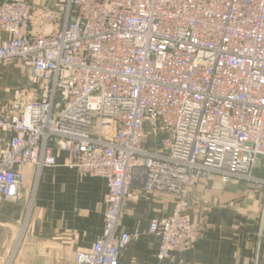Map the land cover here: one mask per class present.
Returning a JSON list of instances; mask_svg holds the SVG:
<instances>
[{
  "label": "built area",
  "instance_id": "obj_1",
  "mask_svg": "<svg viewBox=\"0 0 264 264\" xmlns=\"http://www.w3.org/2000/svg\"><path fill=\"white\" fill-rule=\"evenodd\" d=\"M0 30V67L28 81L0 114V197L59 153L107 184L102 235L74 264H117L138 239L119 230L136 182L174 200L149 222L159 260L203 237L187 214L201 181L264 194V0H0ZM260 241L264 264V216Z\"/></svg>",
  "mask_w": 264,
  "mask_h": 264
},
{
  "label": "crops",
  "instance_id": "obj_2",
  "mask_svg": "<svg viewBox=\"0 0 264 264\" xmlns=\"http://www.w3.org/2000/svg\"><path fill=\"white\" fill-rule=\"evenodd\" d=\"M8 38L0 30V40ZM26 82V71L17 62L0 67V114L9 107L12 89ZM66 158L65 153L57 154V165L42 169L37 177L32 167H25L22 198L12 202L0 197V264L8 262L14 247V264H74L76 253L90 250L102 235L106 181L82 176L64 164ZM189 198L187 214L203 237L172 260H159V241L148 233L149 222L169 216L174 200L167 193L147 194L136 182L123 204L119 230L139 228L141 233L117 264H259L263 193L241 184L224 185L211 176L198 183Z\"/></svg>",
  "mask_w": 264,
  "mask_h": 264
},
{
  "label": "rangeland",
  "instance_id": "obj_3",
  "mask_svg": "<svg viewBox=\"0 0 264 264\" xmlns=\"http://www.w3.org/2000/svg\"><path fill=\"white\" fill-rule=\"evenodd\" d=\"M27 85H28V81L26 82V84H24V85H18L16 87L27 86ZM29 208H31V205H29ZM22 228L24 229L25 227L23 226ZM19 242H20V240H18L16 246L19 245ZM15 249H17V247L16 248L14 247V249L12 250V253H10V256H9V259H11V261L13 262V264H14V260L13 259L15 258V256H14L15 254L13 252L15 251Z\"/></svg>",
  "mask_w": 264,
  "mask_h": 264
}]
</instances>
